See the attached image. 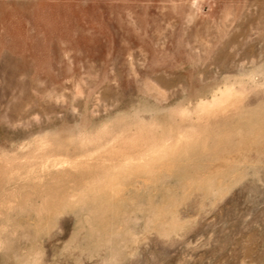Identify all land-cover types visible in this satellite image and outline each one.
Masks as SVG:
<instances>
[{
  "label": "rangeland",
  "instance_id": "rangeland-1",
  "mask_svg": "<svg viewBox=\"0 0 264 264\" xmlns=\"http://www.w3.org/2000/svg\"><path fill=\"white\" fill-rule=\"evenodd\" d=\"M0 264H264V0H0Z\"/></svg>",
  "mask_w": 264,
  "mask_h": 264
},
{
  "label": "bare ground",
  "instance_id": "bare-ground-1",
  "mask_svg": "<svg viewBox=\"0 0 264 264\" xmlns=\"http://www.w3.org/2000/svg\"><path fill=\"white\" fill-rule=\"evenodd\" d=\"M218 95V94H217Z\"/></svg>",
  "mask_w": 264,
  "mask_h": 264
}]
</instances>
